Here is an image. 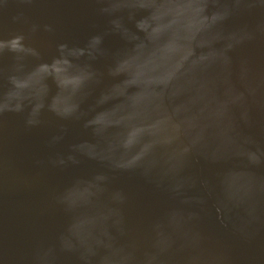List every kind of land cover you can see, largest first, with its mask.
Returning <instances> with one entry per match:
<instances>
[{
	"label": "bare ground",
	"instance_id": "bare-ground-1",
	"mask_svg": "<svg viewBox=\"0 0 264 264\" xmlns=\"http://www.w3.org/2000/svg\"><path fill=\"white\" fill-rule=\"evenodd\" d=\"M77 1L81 3L78 7L79 12L76 15H67L64 22L68 24L64 28L66 36L73 35V41L77 38L83 40L109 38L111 42L117 44L122 37L142 35L151 37L150 43L154 47L143 44L139 53L142 50L150 53L152 52L150 49L170 51L172 46L170 39L151 19L161 4H154L151 1L140 5L121 4L119 0ZM83 5L90 6L91 13L96 8L104 9L107 17L100 18L102 11H94V14L89 15L87 9L82 8ZM168 5L172 11H179V4ZM240 13L242 14V11L239 12L237 19H233L230 17L231 10L213 6L199 13V17L193 22L194 30L192 23L187 24L186 20H180L168 31V34L176 29L183 32L187 27L186 30L192 32L182 41L183 49L179 50L188 49L199 57L210 59L207 64H216L221 73L216 74L217 69L210 75L213 83L210 88L206 87L204 94L186 95L176 90L172 91L170 98L167 99L179 100L183 104V107L171 114V124L168 126L185 140L190 139L191 144L194 143L191 145V153L192 155L195 153L196 157L193 155L194 161L190 165V170L197 176L200 184L199 189L195 192L190 191L191 194L185 199V210L180 213L183 238L174 243L175 247L173 246L168 254L169 258L173 259L164 264H207L200 251L196 258L192 255L196 240H202L203 245H200L204 246L208 236L220 241L218 236L230 231L231 234L235 233L232 227L238 228L237 222L240 219L238 212L244 208L240 194L245 193L248 196L252 189L264 184V11L260 8L250 15ZM24 14L26 13H22ZM44 16L41 12L35 18L22 16L16 21L21 24L18 32L28 30L21 34L28 37V41H37L39 49L43 47L44 58L32 59L38 49L33 44L9 38L2 39L0 65L4 68L0 69V83L8 85L6 92L18 93L20 102L19 106L0 104L2 110L8 111L2 114V117L7 119H0V123L3 121L1 126L7 125L6 120L15 121L20 118H24L25 121L40 120L42 116H38L43 115L57 98L66 104L60 114L61 119L72 114L78 116V124L71 128L67 127L68 131L82 134L88 146H91L90 142L94 139H105L113 144L111 149L121 148L120 144L129 133L120 128L134 127V124L130 122L124 125V120L121 121L118 114L121 105L112 103L113 95L117 92L114 91L107 98L111 90L107 84L112 82V79L100 70L111 63L104 58L108 49L102 43L96 42L94 46H90L94 58L91 54L88 56V59H94L92 63L76 56H73V60L70 52L75 48L71 44L61 42L57 44L55 50L49 41H45L44 38L49 35V31L41 24L45 21L42 19ZM122 51L130 52L123 49ZM54 53L62 55H52ZM118 56L121 59L127 57L122 54ZM177 57V61L172 60L167 68L170 67L169 72L180 75L184 73L185 66L179 63L182 57L179 54ZM188 57L189 54L183 56ZM137 58L133 57V61L137 60L139 65L134 67V70H141L144 62H140L143 59H150L144 55L142 59ZM150 60L151 67L154 68L157 63L155 59ZM34 66L43 67V73L36 75ZM207 79L208 76L205 80ZM195 93H198L197 89ZM139 94L140 92L125 97L126 102ZM118 95L122 98L126 92L121 91ZM47 98L52 101L44 103L48 101ZM153 114L154 112L150 114V118ZM87 118L88 122L85 121ZM59 120L51 118L47 126L59 125L55 124ZM114 124L120 126L113 128ZM21 125L19 128H22ZM161 125L160 114H157L151 121L152 133H142L146 139L150 136L147 145H152L151 137H156L155 128ZM186 126L191 127L188 133L185 131ZM19 128L17 130L20 132ZM112 134L117 135L110 136ZM21 136L22 133H16L14 139ZM172 144L157 143L152 152L153 156L160 155L161 147ZM179 147L184 149L183 145ZM60 150L62 155H65L72 147ZM84 151L90 152L87 148ZM140 154L145 155L143 152ZM77 166L81 171L88 169L84 165ZM37 170L41 174L44 173L43 169ZM69 171L76 170L66 165L61 168L51 167L46 171L49 179L58 181V183L49 181L47 187H54L60 191L62 194L58 196L53 194V189L39 188L38 182L33 185V190L16 177L12 181L1 183L0 243L7 249L5 255L10 253V256L17 254L22 257L24 253L19 247L30 246L28 251L25 248L29 264H42V261L51 260L58 264L62 262L57 257L58 246L67 245L68 240L72 239V230L78 225L81 226L82 222L89 224L93 230L103 232L102 237L110 232V225L123 222L120 212L107 205L110 199L116 200L114 196L108 201L106 198L100 204H95V207L91 205L99 201L98 196L102 198L104 192L108 193V186L103 185L104 190H99L92 176L85 177L79 173H73V176ZM117 172V169L114 170V173ZM37 175L36 173L34 176ZM12 190L15 191L13 199L8 201L9 198H6ZM61 202H64L65 206L70 205V213L57 210L56 204ZM171 205L169 202V207ZM110 210L112 213L102 216L106 218L102 220L99 214ZM127 219L133 227L134 219L133 221L128 217ZM43 243H47L50 248L42 255L34 256L32 245L39 246ZM219 247L224 245L218 242L215 248ZM138 250L134 249L133 253ZM201 251L204 254L203 249ZM151 253L153 255H150V260L157 259L158 252Z\"/></svg>",
	"mask_w": 264,
	"mask_h": 264
},
{
	"label": "water",
	"instance_id": "water-1",
	"mask_svg": "<svg viewBox=\"0 0 264 264\" xmlns=\"http://www.w3.org/2000/svg\"><path fill=\"white\" fill-rule=\"evenodd\" d=\"M119 1L121 4L140 5L148 4L150 1L154 4H161L158 5L157 11L151 19L170 39L172 44L170 51L150 49L152 51L150 53H145L143 50L142 54L139 53L143 44H150L151 47H154L150 43L151 37L142 35L122 37L117 44L111 42L109 38L93 40L77 38L73 41V35L66 36L67 32L64 28L68 24L64 22L67 15H76L79 12L78 7L81 3L77 0H0V61L2 39L4 38L35 45L38 49L32 59L44 58L43 47L39 49L37 41H28L29 38L21 34L28 30L18 32L21 24L16 22L22 16L35 18L42 12L45 15L42 19L45 21L41 24L49 31V35L44 39L49 41L55 50L57 44L61 42L71 44L75 48L70 52L72 58L76 56L92 63L94 59H88L90 54L93 57L91 45L94 46V43L100 42L108 49L104 58L111 63L106 67H101L100 70L112 79V82L107 84L111 89H109L107 98L114 91L117 92L116 95H113L112 103L121 105L118 108L121 121L124 120V125L130 122L134 124V127L125 128L123 126L120 128V130L129 133L128 137L120 144L121 148L111 149L113 144L108 143L105 139L89 141L91 146H88L82 134H74L67 130V127L71 128L78 124V116L72 114L61 119L60 114L66 104L61 103L57 98L54 104L48 106L43 115L38 116H42L40 120L25 121L24 118H20L15 121L6 120V126H1L3 121L0 123V185L9 182L8 180L12 181L16 177L27 183L31 190L34 189L33 185L38 182L39 188L42 190L53 189V194L58 196L62 194L60 191L54 187L47 188L49 181L57 183L58 181L49 179L46 171L51 167L61 168L69 165L72 170H76L69 171V174L79 173L85 177L92 176L99 190H104L103 185L108 186V193L104 192L102 198L98 196L99 201L91 203L93 207L96 206L95 204H100L102 200L105 201L106 198V201L112 196L116 198V200L110 199L107 205L120 212L123 222L110 225V232L105 237H102L103 232L93 230L89 224L82 222L81 226L78 225L72 230V239L68 240L67 245L58 246L57 257L62 260L58 264H164L173 259V257L169 258L168 254L173 249L172 247H175L177 241L181 237L183 238L180 213L185 210L186 197L191 194L190 191L195 192L199 189L200 182L190 170V165L194 161L193 155L196 157L195 153L193 155L191 153V145L194 143L191 144L190 139L185 140L171 129L172 127L168 126L171 124V114L183 107V104L179 100L167 99L170 98L171 92L176 90H180L186 95L204 94L206 87L210 88L213 83L209 78L210 75L217 69L216 74H220L221 71L216 64H207L210 59L199 57L188 49L179 50L183 49L184 42L182 41L192 32L187 31V27L183 32L176 29L173 33L168 34V31L180 20H186L187 24L192 23L194 30L193 22L197 20L199 13L205 12L213 6L231 10L230 17L233 19L238 18L240 11H242L241 15H250L260 8L264 11V0ZM168 4H179V11H172ZM82 8H86L89 15L94 14V11H102L100 18L107 17L104 9L96 8L91 13L90 6L83 5ZM22 13L26 14L22 15ZM44 44L47 45L46 42ZM122 49L130 52L122 51ZM119 54L127 57L121 59ZM178 54L182 57L179 63L185 66L184 73L180 75L169 72L170 67L167 68L172 60L177 61ZM186 54H189V57L183 58ZM52 55L61 56L62 54L54 53ZM143 55L146 58L155 59L157 64L152 68L151 60L143 59L140 62H144L142 69L134 70L133 68L139 65L137 60L133 61V57L142 59ZM3 68L4 66L0 65V69ZM34 70L36 75L43 73V67L34 66ZM206 76H208L207 80H205ZM7 86L0 83V104L19 106L18 93L6 92ZM195 89L198 90V93H195ZM121 91L122 93L126 92L122 98L118 97ZM138 92H140L139 95L128 103L126 102L125 97ZM47 100L44 103L52 101L50 98ZM170 101L173 104L170 105ZM5 112L8 111L2 110L1 106L0 119H7L2 117ZM152 112L154 114L150 118ZM157 114H160L162 125L155 128L154 135L156 137H151L152 145H147L150 136H148L149 139H146L142 133H152L151 121L156 118ZM128 116L133 117L127 118ZM51 118L55 120L59 118L60 120L55 123H59V125L47 126ZM85 121L88 122L89 118ZM20 125L22 128H19ZM116 126L120 125L114 124L113 128ZM18 128L21 129L20 132L17 130ZM190 130L191 127L186 126V133ZM16 133H22V136L15 140ZM114 135L117 134L110 136ZM161 142L173 144L161 147L160 155L153 156L155 145ZM180 145H183L184 149L179 147ZM68 147H72V150L62 155L60 149L63 151ZM85 148L90 152H85ZM141 152L145 155H141ZM189 153H191L190 156ZM77 165H84L88 169L81 171ZM37 169H43L44 173H39ZM116 169L118 172L114 173ZM36 173L38 175L34 176ZM21 176L23 178H20ZM238 188L241 189V186ZM14 193L15 191L12 190L6 199L12 200ZM240 198L244 208L238 212L240 215L237 222L238 228L232 227L235 233L231 234L230 231V233L218 236L220 241H215L208 236V241L204 246H202L203 241L197 239L194 247L197 249H192V255L195 258L200 251L207 264H264V184L252 189L248 196L241 193ZM169 202L172 204L170 207ZM56 207L60 212L70 213V205L65 206L64 202L56 204ZM111 211L99 214L101 219L105 220L106 218L102 216L109 215L112 213ZM127 217L132 221L134 219L133 227ZM218 242L224 247L216 249L215 244ZM25 248L28 251L30 246L19 247L20 251L24 253L22 257L17 254L10 256V253L4 254L7 249L4 244L0 243V264H24L25 262L29 264ZM32 248L34 256H39L44 251L46 252L50 246L43 243L39 246L32 245ZM134 249L139 250L133 253ZM146 249L151 251L148 252ZM152 251L158 252L157 259L150 260V255H153ZM42 264L57 263L51 260L50 262L42 261Z\"/></svg>",
	"mask_w": 264,
	"mask_h": 264
}]
</instances>
